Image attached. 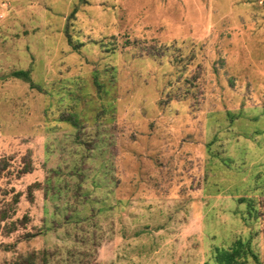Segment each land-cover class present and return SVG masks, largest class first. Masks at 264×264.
I'll return each mask as SVG.
<instances>
[{"label": "rangeland", "instance_id": "1", "mask_svg": "<svg viewBox=\"0 0 264 264\" xmlns=\"http://www.w3.org/2000/svg\"><path fill=\"white\" fill-rule=\"evenodd\" d=\"M238 241L264 264V0H0V264Z\"/></svg>", "mask_w": 264, "mask_h": 264}, {"label": "trees", "instance_id": "2", "mask_svg": "<svg viewBox=\"0 0 264 264\" xmlns=\"http://www.w3.org/2000/svg\"><path fill=\"white\" fill-rule=\"evenodd\" d=\"M13 75L29 81L31 80L27 70H16L13 72ZM248 254L255 256L250 245L248 243H243L242 241H238L232 249H218L217 251L220 264H246V262L241 259V255ZM8 264H34V255L30 254L23 256Z\"/></svg>", "mask_w": 264, "mask_h": 264}]
</instances>
